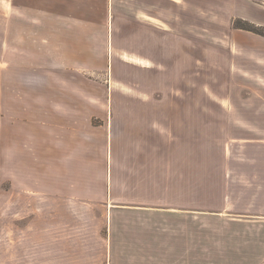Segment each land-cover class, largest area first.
<instances>
[{"label":"crops","instance_id":"obj_1","mask_svg":"<svg viewBox=\"0 0 264 264\" xmlns=\"http://www.w3.org/2000/svg\"><path fill=\"white\" fill-rule=\"evenodd\" d=\"M6 2L0 0V236L11 205L30 208L21 219L31 222L34 242L22 252L38 262L34 228L45 204L52 264L56 203L99 204L106 207L100 235L106 264H264V102L240 108L239 125L258 129L240 132L246 137L239 149L216 151L206 181H120V172L161 169L162 151L128 149L133 140L120 148L114 118L108 124L107 113L71 90L64 22H56V32L39 9L29 16ZM84 57L79 49L74 60ZM96 118L106 123L95 126ZM120 188L147 190L143 204L118 194ZM6 252L5 246L0 264H8Z\"/></svg>","mask_w":264,"mask_h":264},{"label":"rangeland","instance_id":"obj_2","mask_svg":"<svg viewBox=\"0 0 264 264\" xmlns=\"http://www.w3.org/2000/svg\"><path fill=\"white\" fill-rule=\"evenodd\" d=\"M6 6L29 16L39 9V19L54 22L56 32V22L63 21L59 26L66 27L72 58L66 62L72 69L71 90L108 116L93 124H109L113 117L120 148L127 150L133 140L128 149L162 151L161 169L120 172V181L204 182L207 160L216 151L239 149L240 138L246 137L240 132L258 129L240 126L239 118L246 102H264V37L246 30L264 29V0H7ZM79 49L85 57L74 60ZM116 191L141 205L147 190ZM9 212L5 237L0 236L7 263L47 264V206H39L34 228L38 262L22 252L34 242L31 222L21 219L30 208L11 205ZM54 212V259L49 262L106 264L100 238L106 207L56 203Z\"/></svg>","mask_w":264,"mask_h":264},{"label":"trees","instance_id":"obj_3","mask_svg":"<svg viewBox=\"0 0 264 264\" xmlns=\"http://www.w3.org/2000/svg\"><path fill=\"white\" fill-rule=\"evenodd\" d=\"M236 27H238V26H236ZM246 30L251 31L253 33H256V34L261 35V36L264 37V29L262 30V29H250V28H246Z\"/></svg>","mask_w":264,"mask_h":264}]
</instances>
